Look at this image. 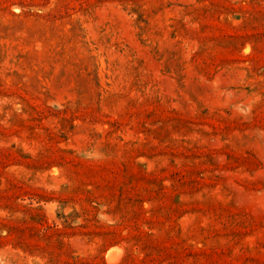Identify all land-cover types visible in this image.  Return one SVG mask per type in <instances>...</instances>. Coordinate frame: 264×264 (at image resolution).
<instances>
[{"label":"rangeland","instance_id":"rangeland-1","mask_svg":"<svg viewBox=\"0 0 264 264\" xmlns=\"http://www.w3.org/2000/svg\"><path fill=\"white\" fill-rule=\"evenodd\" d=\"M0 264H264V0H0Z\"/></svg>","mask_w":264,"mask_h":264}]
</instances>
